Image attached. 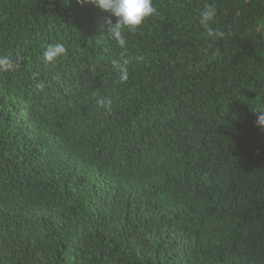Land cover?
I'll return each mask as SVG.
<instances>
[{
  "label": "trees",
  "instance_id": "trees-1",
  "mask_svg": "<svg viewBox=\"0 0 264 264\" xmlns=\"http://www.w3.org/2000/svg\"><path fill=\"white\" fill-rule=\"evenodd\" d=\"M153 6L122 49L90 4L0 0V264H264V0Z\"/></svg>",
  "mask_w": 264,
  "mask_h": 264
},
{
  "label": "clouds",
  "instance_id": "clouds-1",
  "mask_svg": "<svg viewBox=\"0 0 264 264\" xmlns=\"http://www.w3.org/2000/svg\"><path fill=\"white\" fill-rule=\"evenodd\" d=\"M81 6L92 5L102 12L108 13L105 23L107 25V37H110L116 44L126 48V32H135L143 22L155 14L156 9L153 6V0H77ZM216 9L205 5L198 15V23L204 29L207 38L215 42L222 40L225 33L219 28H213L211 25L215 21ZM114 21V22H113ZM67 49L63 44L57 43L48 45L43 52V61L45 63H54L58 58L66 55ZM127 53L121 52L119 59L111 61L112 69L119 74V82L126 83L128 80L129 63L126 59ZM18 67L16 62L8 55L0 56V72L12 71ZM97 105L107 112L112 111L113 99L110 97H101L96 101ZM256 115L255 126L264 131V110L253 112Z\"/></svg>",
  "mask_w": 264,
  "mask_h": 264
}]
</instances>
